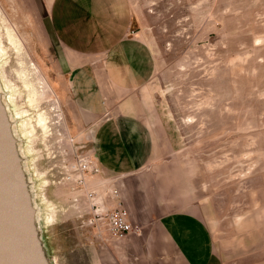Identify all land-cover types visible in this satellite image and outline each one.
Instances as JSON below:
<instances>
[{"label":"rangeland","instance_id":"obj_1","mask_svg":"<svg viewBox=\"0 0 264 264\" xmlns=\"http://www.w3.org/2000/svg\"><path fill=\"white\" fill-rule=\"evenodd\" d=\"M128 4L131 33L150 44L155 73L143 88L114 102L112 112H139L129 118L144 136L154 137L160 149L150 155L169 177L156 184L173 188L177 193L170 197L183 195L217 244L232 242L241 256L250 249L258 254L264 248V0ZM41 8L40 0H0V85L19 134L50 264H89V246L113 237L95 205L107 201L103 170L87 174L82 185L76 164L89 158L102 167L104 143L96 129L109 116H90L78 100L57 47L43 39ZM8 28L22 42L20 54L7 39ZM25 77L38 94L34 105ZM40 114L47 133L37 123ZM25 121L31 127L26 136ZM93 190L97 202L88 198Z\"/></svg>","mask_w":264,"mask_h":264},{"label":"crops","instance_id":"obj_2","mask_svg":"<svg viewBox=\"0 0 264 264\" xmlns=\"http://www.w3.org/2000/svg\"><path fill=\"white\" fill-rule=\"evenodd\" d=\"M40 2L43 39L57 47L78 100L90 116L100 120L109 116L96 129L104 143L100 180L109 181L102 197L111 206L114 201L107 189L119 187L131 222L140 228L123 239L106 236L102 243L89 246V264H264V248L241 256L232 242L217 244L183 195L173 198L168 195L173 188L159 187L156 182L169 177L155 168L150 155L160 149L154 137L144 136L141 126L129 118L139 112H112L114 102L143 88L155 73L150 44L141 33H131L128 0Z\"/></svg>","mask_w":264,"mask_h":264},{"label":"water","instance_id":"obj_3","mask_svg":"<svg viewBox=\"0 0 264 264\" xmlns=\"http://www.w3.org/2000/svg\"><path fill=\"white\" fill-rule=\"evenodd\" d=\"M0 264H50L19 140L0 90Z\"/></svg>","mask_w":264,"mask_h":264},{"label":"built area","instance_id":"obj_4","mask_svg":"<svg viewBox=\"0 0 264 264\" xmlns=\"http://www.w3.org/2000/svg\"><path fill=\"white\" fill-rule=\"evenodd\" d=\"M76 169L80 172L79 181L82 185L87 184L85 180L87 174L91 176L102 174V169L99 164L95 160L89 158L80 159L76 164ZM102 184H109V181L104 180ZM107 191H109L114 203L111 206H107L106 203L101 200L98 204L95 203V205H100V210L104 211L110 235L114 239H123L132 233L138 232L140 228L131 222L130 213L123 204L119 187H111L108 188ZM87 194L91 201L97 202L96 197L99 195L98 192L93 190L89 191Z\"/></svg>","mask_w":264,"mask_h":264},{"label":"bare ground","instance_id":"obj_5","mask_svg":"<svg viewBox=\"0 0 264 264\" xmlns=\"http://www.w3.org/2000/svg\"><path fill=\"white\" fill-rule=\"evenodd\" d=\"M4 16V15H3ZM11 28V27H10ZM13 29V28H12ZM12 29H7V39H8V41H9V43H10V45H11V47H13L18 53L22 50V42L20 41V39L18 38V35H16L15 33H14V31L12 30ZM4 51H5V48H4V44H3V41H2V39H1V37H0V55H2L3 53H4ZM20 54V53H19ZM29 58V57H28ZM21 64V63H20ZM36 64V63H35ZM35 64H33L34 65V68L37 70V67L38 66H35ZM25 66V65H24ZM27 69V68H26ZM3 70V69H2ZM1 71V70H0ZM33 71V70H32ZM24 73V72H23ZM4 74V73H3ZM2 74V75H3ZM21 76V75H20ZM25 76H26V74H25ZM3 77V76H2ZM22 77V76H21ZM4 79V78H3ZM28 79V78H27ZM27 79H26V77L23 79V82H24V84H25V86H26V89L27 88H29V90H31L32 89V94H30V96L31 95H33L32 97H30V99H29V103L31 104V105H34V103H36L37 101H38V94L36 93V88H35V86H34V84H32V83H30L29 81H27ZM5 80V79H4ZM3 80V82H5ZM41 83V82H40ZM5 86L8 88H10V86H9V84L6 82V84H5ZM41 88V87H40ZM0 90H1V93L3 94V101H4V103H5V105H6V108H7V110H8V112H9V116H10V118H11V124H12V129H13V132H14V134H15V136L18 138V140H19V134H18V132H17V127H16V125H15V123H14V121H13V117L11 116V114H10V107L8 106V102H7V99H6V96L4 95V93H3V89H2V87H1V85H0ZM43 93V92H42ZM10 97V96H9ZM9 100H11V102L12 103H14V105H17L16 104V102H15V100L12 98V99H10L9 98ZM15 111V110H14ZM26 113V112H25ZM47 119L45 118V116H43V114H40L39 115V117H38V119H37V123H38V125L42 128V130L43 131H45L46 133L48 132V124H47V121H46ZM21 125V124H20ZM37 125V126H38ZM31 127H30V124L27 122V121H25V122H23V126H22V131H23V133H24V135L26 136L29 132H31V129H30ZM37 128V127H36ZM33 132V131H32ZM23 135V134H22ZM20 150H21V148H20ZM22 152V151H21ZM29 153V152H28ZM22 155H23V153H22ZM24 157V156H23ZM35 209H36V211H37V208H36V206H35ZM49 217V216H48ZM47 219V218H46ZM49 219H51L50 217H49ZM52 220V219H51ZM47 222H50V220L49 221H47ZM49 224V223H48Z\"/></svg>","mask_w":264,"mask_h":264}]
</instances>
